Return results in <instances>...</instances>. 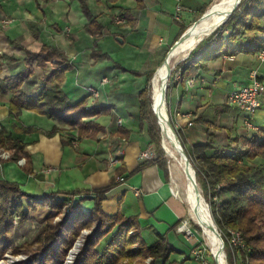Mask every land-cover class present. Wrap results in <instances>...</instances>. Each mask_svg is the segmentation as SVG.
<instances>
[{
    "label": "crops",
    "instance_id": "crops-1",
    "mask_svg": "<svg viewBox=\"0 0 264 264\" xmlns=\"http://www.w3.org/2000/svg\"><path fill=\"white\" fill-rule=\"evenodd\" d=\"M215 1L88 0L91 14L103 28L101 38L108 39L106 50L99 48L100 38L86 31L87 19L78 1L0 0V127L10 131L15 124L40 130L20 136L26 143L22 158L32 173L16 174L24 164L2 159L0 178L18 184L34 199L56 194L58 201H64L74 193L73 203L84 213L94 207L93 191L113 181L101 202L105 215L134 219L146 244L143 235L150 232L155 237L152 243L157 235H164L173 247L185 251L174 227L184 209L174 194L172 178L156 163L140 158L152 145L146 130L138 128V94L146 75L157 71L170 47L203 12L212 10ZM43 44L63 51L71 65L61 87L70 103L85 98L88 107H112L110 115L94 118L104 128L97 138H77L71 132V143L62 144L68 132L47 137L54 123L45 116L26 110L17 118L9 114L6 79L22 70L24 50L37 52ZM94 51L104 59L96 60ZM254 72L264 84V63L248 54L211 57L197 69L185 70L173 87L177 100L173 123L188 149L206 141L207 122L211 132L224 140L249 139L264 126V97L252 118L228 101L232 90L252 84ZM40 75L35 69L23 82V91L37 92ZM188 78H193L191 85L186 84ZM87 87L95 88L97 96L89 95ZM248 121L253 128L247 127ZM119 127L130 131L125 138L115 135Z\"/></svg>",
    "mask_w": 264,
    "mask_h": 264
},
{
    "label": "trees",
    "instance_id": "trees-1",
    "mask_svg": "<svg viewBox=\"0 0 264 264\" xmlns=\"http://www.w3.org/2000/svg\"><path fill=\"white\" fill-rule=\"evenodd\" d=\"M70 1L80 3L82 13L87 19L86 31L93 37L101 38L103 28L91 14L88 0ZM105 1L115 3L117 0ZM263 49L264 0H242L228 20L200 41L188 57L174 69L180 71L182 77L185 70L197 69V65L208 58L238 54L257 55ZM92 55L96 60L104 59V55L98 51H94ZM197 55H200L199 59H196ZM53 61L55 63H52ZM21 64L22 70L6 79L7 90L11 94V116L17 118L23 110L45 116L54 123L52 129L45 133L47 137L68 132L66 138L62 136V144L71 143V132H76L77 138L95 139L104 131L94 118L110 115L111 106L88 107L85 98L70 103L63 92L61 87L65 72L71 68L63 51L43 44L37 52L24 50ZM48 68L49 72L46 73ZM35 69L41 72L39 88L37 92L28 94L23 91L22 84L34 74ZM153 73L146 75L144 87L138 94V128L140 131L146 130L150 144L155 147L156 159L149 162L156 163L167 173L159 148L160 131L150 116L149 81ZM206 128V141L192 145L185 149V152L209 204L212 219L225 246L231 250L228 258L233 260L234 264H264V127L252 132L249 139L228 138L225 146L217 144L216 135L214 131L211 132L208 122ZM10 129L7 131L0 127V150L10 151L8 161L17 162L22 158L26 146L20 136L39 133L40 130L15 124L11 125ZM129 132L119 127L115 135L125 138ZM240 140L242 143L238 145ZM22 168L27 174L32 173L27 162ZM113 186L114 182L111 181L109 186L93 191L91 199L94 201V207L90 212H81L77 204H72L70 211L76 215L73 225L65 221L57 230L48 226L43 239L36 238L35 243L40 245L38 250L43 253L41 264H62L65 253L79 232L94 222L97 226L96 233L86 241L75 264H118L123 260L130 263L135 259L142 261L147 257L151 258L150 264H185L189 261L188 255L181 260H170L171 255H183V252L173 247L164 235H157L154 243L146 244L141 238V228L134 219L124 218L120 214L105 215L101 202ZM55 197L56 194H49L43 198L44 205L48 204L51 210L60 213L66 203L58 201ZM34 200L22 192L18 184L0 178V257L5 247L3 238L9 232L14 214L24 217L26 203L31 204ZM47 218L50 219L51 216ZM178 225L179 223L174 227ZM59 230L64 232L63 239L58 238ZM131 230L133 235L129 236ZM230 231L240 233L243 247L231 249L228 246ZM55 239L60 240L58 252L49 250ZM42 241H45V244L41 245ZM136 242L138 246L134 249L132 247Z\"/></svg>",
    "mask_w": 264,
    "mask_h": 264
},
{
    "label": "rangeland",
    "instance_id": "rangeland-1",
    "mask_svg": "<svg viewBox=\"0 0 264 264\" xmlns=\"http://www.w3.org/2000/svg\"><path fill=\"white\" fill-rule=\"evenodd\" d=\"M218 1L219 0H216L214 2L215 4L212 8L215 7V5L217 4ZM107 42H108V39L100 38V40H97V43H99V48H101V49H106V47H108ZM180 62H181V60H179L177 63H180ZM177 63L174 64V66L172 68V75L170 74L171 76H169L168 81H167L166 107H167L171 126H172L176 136L178 137L179 142H180L183 150L185 151V149H187L189 146L185 144L181 134H177L176 127L174 126V123H173V112L175 110L176 103H177L175 89L173 88L175 86V84L177 83V81L174 77V74L178 71V70L174 69L176 67ZM159 65H161V64H159ZM152 79H153V76L151 77V79L149 81V84H150V100H151V108H150L151 114H150V116H151V120L155 121L157 127L159 128V122H158V120H157V118L153 112V108H152V99H151ZM235 90L236 89L232 90L231 92H233ZM255 119H257V117ZM159 131H160V128H159ZM159 135H160L159 148L162 151L161 158L165 163V167H166L167 172L169 173L170 178H172L171 172L175 171V169H174V167L172 168V163H170L167 156L165 155V152L163 150L162 143H161V133ZM216 141H217V143H219L220 146H225L227 144V140H224V137L218 138L216 136ZM241 143H242V140H240L238 142V145H241ZM151 149L155 151L154 145L151 146ZM0 153H5V154H8L9 156L11 154V152L7 151V150H0ZM1 159H3V157ZM8 159H3V160L8 161ZM20 159H22V158H20ZM18 161H17V163H18ZM16 170L18 171V168H16ZM20 172H22L24 174L26 173L22 167L20 168L19 173L17 172L16 174H20ZM50 172H52V170ZM178 177H179V180L182 182L183 178L179 172H178ZM196 181H197V179H196ZM197 183H198V186L200 188L201 195L204 199L205 205L207 206V208L210 212L209 204L204 198L201 185L198 181H197ZM67 198H71V200H72L71 195L66 197V199ZM43 200L44 199H41V200L35 199L34 200L35 203L34 202H32L31 204L26 203L25 208H24V217L20 216L19 214H14L9 232L7 234H5L4 238H3L5 240L4 241L5 247L3 250V254L0 257V264H19V263L41 264V261H42L41 259H42L43 253H40L38 250L40 245L38 243H35L36 238L41 237V239H43L42 237H44L45 230L48 228V226H52L55 228V230H57L58 226L63 224V222H65V221L70 225L74 224V222L76 220V215H74L70 211L71 206H69V213L66 212L65 205L62 207L60 213H57V212H55V210H51L48 207V204L44 205ZM178 200H179V198H178ZM64 202L66 203L65 200H64ZM179 202L183 206L184 215H183L179 225L176 228V233L179 234L183 240V241H181L183 243L184 250H185V251H182L183 255L184 256H186V255L190 256V259H189V261L186 262V264H217L214 257H213L211 250L207 246V243L205 242V240L202 236L201 230L195 225L194 222H192V220L189 219V215H187V213H188L187 206L182 201V199H180ZM49 215L51 216L50 219L47 218ZM183 222H186L188 224L187 228L191 232V236H190V239L188 241L184 238L185 234H183V233L180 234L177 232L178 227L180 225H182ZM96 227H97L96 223L94 222L90 227L84 228L79 232L78 236L73 240L70 248L65 253V257L62 261V264H75V262L78 259L79 254L81 253V251L85 247L86 241L96 233ZM158 229H159L158 230L159 232L162 231L160 228H158ZM128 235L132 236L133 230H131L128 233ZM143 236H144V240L148 244H151L155 238L154 234H152L150 232H145ZM58 238H60V239L64 238V232L63 231L59 230ZM222 240H223V238H222ZM78 241H81L82 245L78 249V252L76 253L75 257L70 262H68L69 261L68 257L70 255L71 251L73 250L75 244ZM44 242L45 241H42L41 245L45 244ZM223 242H224V240H223ZM137 246H138V243L136 242L132 248L135 249ZM223 248H224V257H225L226 264H234V261L230 260L228 258V255L231 254V250L228 247H226L225 244H224ZM49 250L52 252H58L60 250V240L55 239V241H53L50 244ZM181 250H182V248H181ZM194 252L198 253L197 259H195ZM180 256H182V255L173 254L170 257V260H172V261L173 260H176V261L181 260ZM150 263H151V258L147 257L146 259H144L142 261H140L139 259H135L130 263L128 262V260H123V261H120V263H118V264H150Z\"/></svg>",
    "mask_w": 264,
    "mask_h": 264
},
{
    "label": "bare ground",
    "instance_id": "bare-ground-1",
    "mask_svg": "<svg viewBox=\"0 0 264 264\" xmlns=\"http://www.w3.org/2000/svg\"><path fill=\"white\" fill-rule=\"evenodd\" d=\"M237 1L219 0L206 17L195 27L191 28L185 40L168 55L166 61L154 73L151 83L152 108L159 122L162 147L168 160L172 163V168L174 167L175 169V171L171 172L174 194L179 200L182 199L187 206L189 219L201 230L202 236L217 264H226L224 245L213 229L215 224L201 195L193 168L187 163L185 156L182 154L185 151L171 126L166 107V92L168 76L171 74L174 64L182 60L201 39L208 37L213 27L228 17ZM178 172L183 178L182 182L179 180ZM81 245V241L75 244L68 257V262L75 257Z\"/></svg>",
    "mask_w": 264,
    "mask_h": 264
},
{
    "label": "built area",
    "instance_id": "built-area-1",
    "mask_svg": "<svg viewBox=\"0 0 264 264\" xmlns=\"http://www.w3.org/2000/svg\"><path fill=\"white\" fill-rule=\"evenodd\" d=\"M180 10V7L177 6V11ZM175 19H178V16H174ZM257 60L260 64L264 63V49L261 50L257 54ZM174 77L176 81L181 80V72L177 71L174 74ZM103 83L106 82V79L102 80ZM193 83V78H188L186 80L187 85H191ZM86 91L89 95L96 97L97 91L93 87H87ZM264 97V84L258 80L256 72L253 74V82L250 86H245L236 89L235 91L231 92L228 96L229 103L234 106L236 109L246 112L250 114L251 118L254 115L255 111L260 107L261 105V98ZM118 124H120V121H118ZM248 128H253V125L251 121H248L246 123ZM0 157L3 159H8L10 156L5 153H0ZM140 158L145 161H153L156 159L155 151L151 148L144 150L140 154ZM111 163H114V160H111ZM19 165L24 164L23 158L18 161ZM48 172L51 171V169L47 170ZM120 181L122 179L120 178ZM65 204L66 212L69 213V206L73 204V201L71 198H67ZM188 224L186 222H183L182 225H180L177 229V232L180 234H185L184 238L188 241L191 236L190 230L187 228ZM227 244L232 249L235 247H243V242L240 236L239 232L236 231H230L228 238H227ZM195 259L198 257V253L194 252Z\"/></svg>",
    "mask_w": 264,
    "mask_h": 264
},
{
    "label": "water",
    "instance_id": "water-1",
    "mask_svg": "<svg viewBox=\"0 0 264 264\" xmlns=\"http://www.w3.org/2000/svg\"><path fill=\"white\" fill-rule=\"evenodd\" d=\"M241 1L242 0H238L237 1V3L234 5V7H233V9H232V11L230 12V14L228 15V17H226L225 19H223L221 22H219L216 26H214L213 27V29L211 30V32H209V34L208 35H210L214 30H216L218 27H220L223 23H225L227 20H228V18L230 17V15L236 10V8L239 6V4L241 3ZM208 12H209V9L198 19V21H196L194 24H192L189 28H187L186 30H185V32L181 35V37L170 47V49L168 50V52H167V54H166V57H165V59H164V61H166V59H167V57H168V55L182 42V41H184L185 40V38L189 35V32H190V30H191V28L192 27H194V26H196L197 24H198V22L199 21H201L202 19H204L205 17H206V15L208 14ZM203 39H201L200 41H202ZM199 41V42H200ZM198 42V43H199ZM195 47V46H194ZM194 47L192 48V49H190V51L191 50H193L194 49ZM190 51L188 52V54L190 53ZM188 54L181 60V61H183V60H185L187 57H188ZM163 61V62H164ZM178 64V63H177ZM172 71V70H171ZM170 71V72H171ZM155 73V72H154ZM154 75V74H153ZM169 76H170V74H169ZM169 76H168V78H169ZM180 143V142H179ZM184 156H185V159H186V161H187V163H189L190 165H191V163H190V161H189V159H188V157H187V155H185L186 153H182ZM192 166V165H191ZM193 168V167H192ZM193 173H194V176L196 177V175H195V170H194V168H193ZM195 180H194V177H193V182H194ZM215 224V223H214ZM216 227V228H215ZM215 227L213 228L214 229V231L218 234V236L221 238V241H222V243H223V245H224V242H223V240H222V237H221V234L217 231L218 230V228H217V226L215 225Z\"/></svg>",
    "mask_w": 264,
    "mask_h": 264
}]
</instances>
